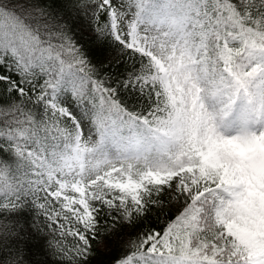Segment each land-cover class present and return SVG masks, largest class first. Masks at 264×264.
Returning a JSON list of instances; mask_svg holds the SVG:
<instances>
[{
	"label": "snow or ice",
	"instance_id": "6c2138e0",
	"mask_svg": "<svg viewBox=\"0 0 264 264\" xmlns=\"http://www.w3.org/2000/svg\"><path fill=\"white\" fill-rule=\"evenodd\" d=\"M99 247L264 264V0H0V264Z\"/></svg>",
	"mask_w": 264,
	"mask_h": 264
},
{
	"label": "trees",
	"instance_id": "16d2710c",
	"mask_svg": "<svg viewBox=\"0 0 264 264\" xmlns=\"http://www.w3.org/2000/svg\"><path fill=\"white\" fill-rule=\"evenodd\" d=\"M128 66H131V61L127 62ZM165 220L164 216H161L159 221H156L155 216H153V223H159V224H163ZM148 221H145V224L147 225ZM109 253L105 250L104 247H99L95 253V260H94V264H105V261L108 258Z\"/></svg>",
	"mask_w": 264,
	"mask_h": 264
}]
</instances>
